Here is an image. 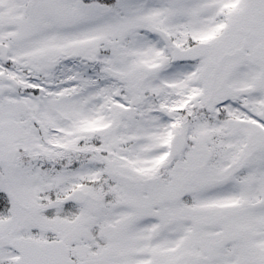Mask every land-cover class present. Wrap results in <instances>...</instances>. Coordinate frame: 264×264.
Returning <instances> with one entry per match:
<instances>
[{
  "label": "snow or ice",
  "instance_id": "6c2138e0",
  "mask_svg": "<svg viewBox=\"0 0 264 264\" xmlns=\"http://www.w3.org/2000/svg\"><path fill=\"white\" fill-rule=\"evenodd\" d=\"M0 264H264V0H0Z\"/></svg>",
  "mask_w": 264,
  "mask_h": 264
}]
</instances>
